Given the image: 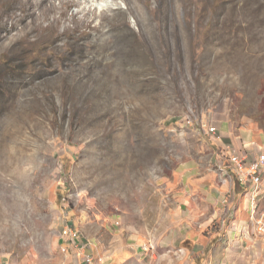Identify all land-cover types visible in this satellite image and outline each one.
I'll use <instances>...</instances> for the list:
<instances>
[{
    "label": "rangeland",
    "instance_id": "374dc122",
    "mask_svg": "<svg viewBox=\"0 0 264 264\" xmlns=\"http://www.w3.org/2000/svg\"><path fill=\"white\" fill-rule=\"evenodd\" d=\"M155 3L82 1L119 10L0 50V264H81L66 222L115 264L221 263L227 211L197 187L221 137L264 140V0Z\"/></svg>",
    "mask_w": 264,
    "mask_h": 264
},
{
    "label": "crops",
    "instance_id": "0c3cea01",
    "mask_svg": "<svg viewBox=\"0 0 264 264\" xmlns=\"http://www.w3.org/2000/svg\"><path fill=\"white\" fill-rule=\"evenodd\" d=\"M251 136L250 134L245 137L237 136L235 141L230 139L226 140V137H221L219 140L220 144L229 142L240 147L244 146L251 153H264V140L253 141L254 139L252 140ZM217 169L220 172H212L205 177L200 176L199 180L203 181V183L198 185L197 192L198 198L199 193L203 192L206 194L204 195L205 197L208 194L209 199L215 205H218V209L214 212L215 214L217 211L219 213L227 211L225 213V218H227V224L225 225L226 233L225 236L220 237L223 242H227V247L223 251V258L219 264H264V236L253 237L248 233L246 234L245 225L248 221V209L244 197L245 188L237 182L230 170L224 168V166L221 169L217 167ZM205 178L207 180L206 184ZM262 183L260 201L264 203V180ZM221 224L224 225V221ZM102 243L103 240L93 245L94 254L102 257V261L98 262V264H115V262L121 261L123 257H126V255H121L124 250L120 251V253L115 252L113 254L104 252L102 247H100L101 245H99ZM103 246L105 245L103 244ZM111 254L113 258L110 257Z\"/></svg>",
    "mask_w": 264,
    "mask_h": 264
},
{
    "label": "built area",
    "instance_id": "2783aa9c",
    "mask_svg": "<svg viewBox=\"0 0 264 264\" xmlns=\"http://www.w3.org/2000/svg\"><path fill=\"white\" fill-rule=\"evenodd\" d=\"M186 124H192L193 118L187 115ZM207 132L215 133L216 127L210 125L206 128ZM219 151L216 153L218 158V168L230 170L237 182L244 188V197L247 205L248 218L246 234L254 237L264 236V203L260 201L262 181L264 180V153H251L233 143L219 144ZM60 236L63 241V249L76 251L81 259V264H98L102 257L94 254L92 242L83 236L79 229L73 224L64 223L61 227Z\"/></svg>",
    "mask_w": 264,
    "mask_h": 264
},
{
    "label": "bare ground",
    "instance_id": "6f19581e",
    "mask_svg": "<svg viewBox=\"0 0 264 264\" xmlns=\"http://www.w3.org/2000/svg\"><path fill=\"white\" fill-rule=\"evenodd\" d=\"M82 1L88 3L90 0H59L58 4H55L54 0H0V50L13 52L18 42L28 41L30 36L39 34L45 28L49 30V33H52L51 37L49 34L48 36L54 42L67 29L66 21H73L78 13L95 16L97 13L100 15L107 10H119V7L111 8L109 6L110 8H103L97 12L96 8L82 6L78 11L68 13L70 7L78 6ZM123 1L128 4V9L134 7L140 9L139 3H143L152 16L157 9L158 11L160 9L155 3L156 0ZM56 11L59 16H52V13ZM42 19L48 20L49 23L42 26ZM60 22L64 24L62 32L55 29V26Z\"/></svg>",
    "mask_w": 264,
    "mask_h": 264
}]
</instances>
